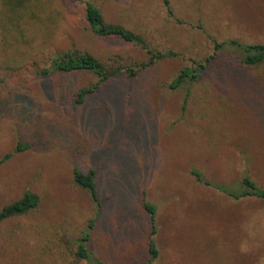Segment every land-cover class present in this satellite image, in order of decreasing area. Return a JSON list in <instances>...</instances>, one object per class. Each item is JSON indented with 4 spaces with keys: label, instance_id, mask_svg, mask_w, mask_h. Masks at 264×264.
<instances>
[{
    "label": "rangeland",
    "instance_id": "1",
    "mask_svg": "<svg viewBox=\"0 0 264 264\" xmlns=\"http://www.w3.org/2000/svg\"><path fill=\"white\" fill-rule=\"evenodd\" d=\"M86 1L151 50L176 56L143 69L151 59L146 50L92 32ZM168 2L171 13L163 0H0V210L27 191L41 198L34 212L0 223V264H76L72 249L40 235L38 225L76 240L91 219L97 259L145 263V249L140 257L127 247L148 233L142 188L157 207L154 264H264V200L230 196L243 192L245 175L264 189V64L247 73L257 82L250 93L233 89L225 102L205 91L212 89L207 70L192 98L209 96L216 106L201 116L191 104L184 108L188 82L169 88L184 68L205 63L215 42L264 44V0ZM70 51L143 70L137 80L108 84L75 105L72 95L95 84L93 74H38ZM125 96L133 102L126 113ZM19 143L29 148L17 152ZM241 150L249 152V166H242ZM76 167L98 169L99 217L89 194L73 183ZM125 223L139 226L137 240L123 233ZM52 248L55 254H45Z\"/></svg>",
    "mask_w": 264,
    "mask_h": 264
},
{
    "label": "trees",
    "instance_id": "2",
    "mask_svg": "<svg viewBox=\"0 0 264 264\" xmlns=\"http://www.w3.org/2000/svg\"><path fill=\"white\" fill-rule=\"evenodd\" d=\"M165 6L167 7L169 13V2L168 0H163ZM23 5V4H21ZM84 10V19L88 24L92 32L102 39H118L127 44H135L142 49L146 50L150 55L151 59L147 66H144L143 69L148 68L155 64L157 61H160L168 56H176V53L169 51L166 53L156 52L151 50L146 44L145 40L135 34V32L119 25L109 24L104 20L101 10L91 1L83 2ZM232 50L234 53L238 54L239 57L235 56H225L222 51ZM264 64V44H243L239 43L236 40H230L228 42L214 44V53L213 55L206 58L205 63L199 64L198 68H184L180 74L172 80L169 84L171 90H178L183 83H189L187 95L184 101V108L186 109L189 104L195 107L198 114L205 113V110H208L209 106L213 105L211 102V97L207 96L206 99L202 95L200 98H204L206 101L195 100L192 98V87L202 80L201 75L205 74L207 70H211L208 76V86H211L212 89H207L209 93L212 91L213 95H216L219 101L225 102L228 98L229 92H232L233 89L240 92V94L250 93V89L253 90L256 83L251 81L248 78V71L250 68H254ZM142 68L136 69L133 67H123V66H114L106 62H102L99 59L95 58L91 54L84 53L75 55L73 52H67L54 58L51 61L50 67L42 71H39L38 74L41 76H55L56 74H73L80 71H86L93 74L96 78L95 84L84 89H80L72 98L74 99L75 105L83 106L87 103L89 98L99 95L108 84L116 82H125L128 80H137L141 74ZM235 73H240L235 75ZM213 77L216 78V81L213 80ZM205 79V80H208ZM131 86V85H130ZM130 90V87L128 88ZM203 91V92H205ZM129 96V95H128ZM128 96H125V104H127L128 111L132 109L131 102ZM202 104V106L200 105ZM133 110V109H132ZM196 112V113H197ZM220 113V111H219ZM128 117V115H126ZM203 117V116H202ZM227 119V117H225ZM224 131L230 132L227 125H224ZM231 135V133H230ZM29 146H24L22 143L18 144L17 152H22L28 149ZM127 149H125L126 152ZM241 162L242 166H249L250 160L248 156V151L241 150ZM11 155H7L3 161L10 158ZM197 180L202 182L201 174L193 171L192 172ZM98 169H90L88 172H82L79 168H74L73 170V183L76 187L87 192L91 200L97 205L98 215H101L103 209V202L100 199L99 188H98ZM207 185H211L207 183ZM241 186L243 192L239 195H232L236 200H242L246 198H257L264 200V189L260 188L257 183L245 175L241 179ZM143 196L142 207L144 213L146 214V225L148 233L146 237L141 240L140 243L136 242L135 244H128V248H132L133 251H139L140 257L142 256V250L145 249L148 257L146 262L143 264H154L155 261L159 258V249L156 242L157 234V207L156 205L150 204L145 200L146 192L145 190L141 191ZM228 194V193H227ZM229 195V194H228ZM41 203V198L39 195L32 192H25L23 197L19 200L4 206L0 210V223H3L9 219L23 217L30 214L38 209ZM130 208V206H128ZM128 210V208H127ZM113 226H117L121 223L120 219L115 218L112 220ZM117 222V223H116ZM97 219H91L88 223L87 229L83 232L81 237H78L76 240H73L72 237H58L59 233H48L46 227L43 224L38 225V231L42 236H51L55 241H62L64 245L70 250V256H73L72 263L76 264H105L104 262L97 259L93 252L90 250V245L93 240V231L96 228ZM123 233L135 240L138 238L139 226L135 223H125L122 225ZM116 248L115 245L110 246V248ZM125 249V247H124ZM46 252V253H45ZM45 254H50L54 252V248L45 251ZM119 249H114L113 253H118ZM67 255V254H66ZM68 256V257H70ZM67 257V258H68Z\"/></svg>",
    "mask_w": 264,
    "mask_h": 264
}]
</instances>
